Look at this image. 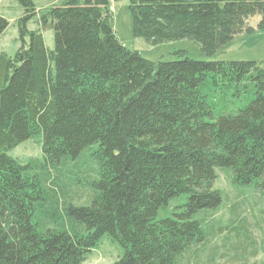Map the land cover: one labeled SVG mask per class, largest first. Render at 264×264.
<instances>
[{
	"label": "trees",
	"instance_id": "trees-1",
	"mask_svg": "<svg viewBox=\"0 0 264 264\" xmlns=\"http://www.w3.org/2000/svg\"><path fill=\"white\" fill-rule=\"evenodd\" d=\"M18 1L22 44L0 53V264H82L104 235L124 249L112 264H183L205 238L193 216L221 202L216 167L264 196V59L209 58L253 30L248 18L264 29V0H129L133 36L190 38L208 57L157 61L119 41L109 0L43 11L51 50L26 26L33 1ZM7 24L0 15V34ZM217 95L243 102L216 115ZM34 136L45 167L8 154ZM81 165L95 173L86 202L67 192L78 179L46 169Z\"/></svg>",
	"mask_w": 264,
	"mask_h": 264
},
{
	"label": "rangeland",
	"instance_id": "rangeland-1",
	"mask_svg": "<svg viewBox=\"0 0 264 264\" xmlns=\"http://www.w3.org/2000/svg\"><path fill=\"white\" fill-rule=\"evenodd\" d=\"M35 7L34 15L27 22L30 30L39 29L47 50L53 49V32L49 25H41L40 16L51 5L60 0H32ZM129 0H109V9L113 21L114 30L119 41L130 49L138 50L144 58L151 61L175 60L180 54L197 60L208 57L201 54L200 45L190 38L166 40L160 42L146 41L142 37H135L131 32L129 16ZM23 8L18 0H0V15L7 21V27L0 34V53L12 55L22 44L20 39L18 20L23 15ZM260 16L254 15L247 19L246 27L253 28L250 32H239L230 40L217 46L212 57L217 60H262L264 59V29H259L257 23ZM28 42V36L24 37ZM219 95V94H218ZM212 100L214 113L234 112L243 102L232 99L226 106L224 102ZM8 154L20 162H38L45 167L41 158V138L34 136L29 138ZM96 167V164H93ZM51 176L67 179H78V185L84 179L95 175L92 169L88 174L80 170L84 165L74 169H54L46 167ZM40 171V169H39ZM61 173V175H59ZM216 178L213 187L220 192L221 202L212 209L200 210L193 218L199 220L204 227L205 238L183 254V264H264V196L254 185H242L232 178L230 169L216 167ZM63 179H66L65 177ZM69 183V180H67ZM60 189L57 194L61 201H65ZM67 192L77 193L74 197H80L79 202H86L92 191L89 187L73 186ZM68 194V193H67ZM178 197L172 199L170 205L179 204ZM167 211H160L163 214ZM66 221V219H65ZM123 247L112 240L108 235L102 236L91 252L87 254L82 264H112L123 255Z\"/></svg>",
	"mask_w": 264,
	"mask_h": 264
}]
</instances>
